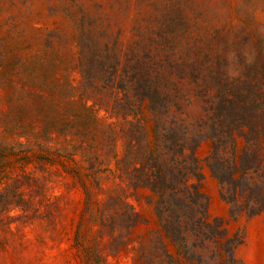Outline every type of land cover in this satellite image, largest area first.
Masks as SVG:
<instances>
[{
	"label": "rangeland",
	"instance_id": "374dc122",
	"mask_svg": "<svg viewBox=\"0 0 264 264\" xmlns=\"http://www.w3.org/2000/svg\"><path fill=\"white\" fill-rule=\"evenodd\" d=\"M262 204L264 0H0V264H264Z\"/></svg>",
	"mask_w": 264,
	"mask_h": 264
},
{
	"label": "trees",
	"instance_id": "16d2710c",
	"mask_svg": "<svg viewBox=\"0 0 264 264\" xmlns=\"http://www.w3.org/2000/svg\"><path fill=\"white\" fill-rule=\"evenodd\" d=\"M234 166L237 168L238 167L237 163H234ZM216 177L219 178V175L216 174ZM233 180H234V177H233ZM234 189L236 190V186H234ZM263 208H264V204H262V206H261V209H263Z\"/></svg>",
	"mask_w": 264,
	"mask_h": 264
}]
</instances>
